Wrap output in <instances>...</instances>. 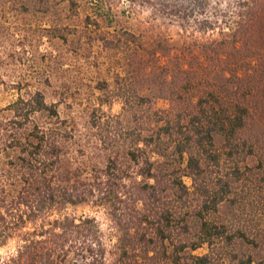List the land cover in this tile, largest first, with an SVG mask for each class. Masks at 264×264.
Segmentation results:
<instances>
[{"label": "trees", "instance_id": "16d2710c", "mask_svg": "<svg viewBox=\"0 0 264 264\" xmlns=\"http://www.w3.org/2000/svg\"><path fill=\"white\" fill-rule=\"evenodd\" d=\"M203 1L195 2L200 6ZM263 2L236 0V11H220L229 19L226 30L218 23V13L198 17L190 8L178 16L186 40L182 49L174 53L160 38L149 51L160 74L157 97L167 100L168 106L153 109L148 97L135 93L152 119L126 129L115 144L122 149L105 155L102 164H91L94 157L106 154L96 146L90 163L71 153L72 133L62 125L55 104H48L40 91L20 95L8 105L10 116L0 118V144L8 141L4 147L18 153L14 165L25 184L26 208L15 220L33 224L22 238L16 264H223L227 256L231 259L228 250L219 248L231 244L234 232L212 215L223 201L234 202L240 155L256 157L259 169L264 168V136L256 118L264 54L249 45ZM217 27L218 36L198 41L196 31L205 34ZM124 35L127 42L137 38L129 31ZM245 47L250 52L242 54ZM220 72L228 74L225 80L232 90L211 79ZM36 114L48 121L38 123ZM214 133L223 137L221 148L214 145ZM125 161L137 166L135 172ZM222 161H230L231 174L217 175ZM184 177L191 179L194 203ZM165 199L172 203L163 209L158 204ZM89 200L106 208L115 223L117 233L109 248L93 217L76 220L49 214ZM145 200L143 212L133 205ZM189 213L200 226L192 238L183 239L187 231L175 222L185 221ZM202 245L205 253L185 254Z\"/></svg>", "mask_w": 264, "mask_h": 264}, {"label": "rangeland", "instance_id": "374dc122", "mask_svg": "<svg viewBox=\"0 0 264 264\" xmlns=\"http://www.w3.org/2000/svg\"><path fill=\"white\" fill-rule=\"evenodd\" d=\"M74 1L75 4L70 0H0V118L10 116L7 107L18 96L40 91L48 104H55L62 125L72 133L71 153L90 163V151L96 146L106 154L92 157L91 164H102L105 155L122 149L115 144L118 138H124L126 129H137L141 121L152 119L148 106L139 105L136 95L148 97L153 109L168 106L167 100L157 97L160 74L149 58L156 41L164 39L172 52H179L186 40L178 16L183 11L189 13L190 8L198 17L204 12L210 17L218 13V23L226 30L229 19L220 16V11H236V0H204L200 6L196 0ZM262 8L249 44L259 54H264V2ZM193 17H189L190 23ZM124 31L136 35L135 42H127ZM218 31L219 27L205 34L196 31L195 35L202 41L218 36ZM250 49L245 47L241 52L247 54ZM194 50L198 52L196 47ZM227 75L220 72L211 79L232 90L234 86L225 80ZM262 86L256 118L264 136V83ZM35 120L40 124L48 121L41 114H36ZM213 140L221 148L223 137L214 133ZM7 142L0 144V264H16L22 238L33 224L15 220L26 208L22 204L25 184L21 181L23 173L14 165L18 153L4 147ZM229 163L222 161V170L215 173L231 174ZM125 164L131 172L137 169L132 162ZM237 166L240 178L233 188L234 202L223 201L212 215L234 232L231 244L223 243L219 248L232 256H227L223 264H242L247 260L246 264H264V168L259 169L256 157L242 155ZM137 179L141 182L142 177ZM184 181L194 203L191 179L184 177ZM143 203L133 205L143 212L148 200ZM171 203L165 199L158 205L166 209ZM49 214L76 220L93 217L108 248L115 241L117 231L110 214L91 200L66 204ZM184 218L185 221L175 223L187 231L182 234L183 239H189L197 233L200 220L191 213ZM206 251L202 245L185 254Z\"/></svg>", "mask_w": 264, "mask_h": 264}]
</instances>
